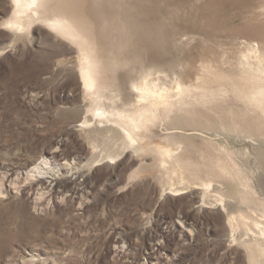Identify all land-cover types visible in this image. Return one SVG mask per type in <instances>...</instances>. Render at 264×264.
I'll return each mask as SVG.
<instances>
[{
  "label": "rangeland",
  "instance_id": "rangeland-1",
  "mask_svg": "<svg viewBox=\"0 0 264 264\" xmlns=\"http://www.w3.org/2000/svg\"><path fill=\"white\" fill-rule=\"evenodd\" d=\"M232 1L225 29L263 16L264 0ZM13 12L0 0V264H264V110L247 96L255 43L207 34L181 65L173 45L141 48L125 68L133 90L96 97L78 49L40 22L14 30ZM204 58L223 74L202 81ZM43 158L55 181L31 185Z\"/></svg>",
  "mask_w": 264,
  "mask_h": 264
},
{
  "label": "bare ground",
  "instance_id": "bare-ground-1",
  "mask_svg": "<svg viewBox=\"0 0 264 264\" xmlns=\"http://www.w3.org/2000/svg\"><path fill=\"white\" fill-rule=\"evenodd\" d=\"M141 1L143 3L137 6L118 8L115 4L102 2L92 7L91 3L96 2L94 0H80L79 3L70 0H12L14 12L11 26L16 31H23L35 22H40L55 35L74 45L81 55L77 70L84 89L88 95L96 97L104 92L123 96L127 90H133L131 80L129 86L125 84V68L132 66V58L140 56L138 53L144 48L173 45L176 52L181 54L185 45H195L194 42L199 43L208 35H231L233 32L239 34L237 37L252 41L260 50V75L256 87L247 96L264 110V10L261 2L259 8L263 16H259L257 23L250 18L245 20L244 29L234 30L224 28L225 17L222 14L223 5L234 2L232 0H206L205 3V0H199L197 5H191L192 10L188 9L186 0H157L159 3L156 0ZM157 12L159 14L155 15ZM182 55L184 53L178 55L180 65L186 63ZM195 57L191 61L193 69ZM207 62L204 58L198 68L202 71L200 79L204 81L213 73L221 76L222 72L213 71V65ZM137 89L144 99L153 93L144 84L138 85ZM188 89L181 87L180 93ZM94 112L97 117L107 118L105 110L100 112L96 108ZM124 130L127 137L133 140L132 130L126 126ZM27 175L33 177L31 185L52 186L56 171L51 161L43 158ZM2 186L3 183H0V192Z\"/></svg>",
  "mask_w": 264,
  "mask_h": 264
}]
</instances>
